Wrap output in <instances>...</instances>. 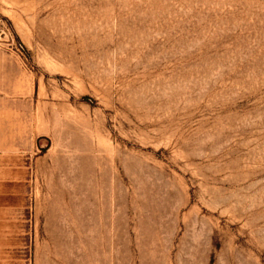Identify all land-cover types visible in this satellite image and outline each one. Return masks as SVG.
I'll use <instances>...</instances> for the list:
<instances>
[{"label": "rangeland", "instance_id": "rangeland-1", "mask_svg": "<svg viewBox=\"0 0 264 264\" xmlns=\"http://www.w3.org/2000/svg\"><path fill=\"white\" fill-rule=\"evenodd\" d=\"M0 264H264V0H0Z\"/></svg>", "mask_w": 264, "mask_h": 264}, {"label": "crops", "instance_id": "crops-1", "mask_svg": "<svg viewBox=\"0 0 264 264\" xmlns=\"http://www.w3.org/2000/svg\"><path fill=\"white\" fill-rule=\"evenodd\" d=\"M1 135V134H0ZM1 137V136H0Z\"/></svg>", "mask_w": 264, "mask_h": 264}]
</instances>
